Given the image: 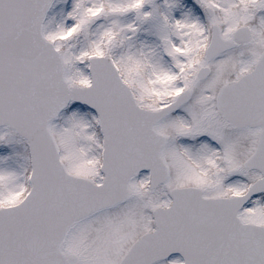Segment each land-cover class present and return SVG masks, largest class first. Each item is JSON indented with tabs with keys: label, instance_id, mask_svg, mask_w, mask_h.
I'll use <instances>...</instances> for the list:
<instances>
[{
	"label": "snow or ice",
	"instance_id": "obj_1",
	"mask_svg": "<svg viewBox=\"0 0 264 264\" xmlns=\"http://www.w3.org/2000/svg\"><path fill=\"white\" fill-rule=\"evenodd\" d=\"M0 264H264V0H0Z\"/></svg>",
	"mask_w": 264,
	"mask_h": 264
}]
</instances>
